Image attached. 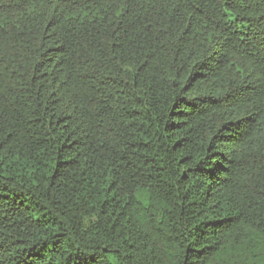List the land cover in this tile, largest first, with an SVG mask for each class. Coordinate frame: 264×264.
<instances>
[{
	"label": "trees",
	"instance_id": "16d2710c",
	"mask_svg": "<svg viewBox=\"0 0 264 264\" xmlns=\"http://www.w3.org/2000/svg\"><path fill=\"white\" fill-rule=\"evenodd\" d=\"M0 264H264V0H0Z\"/></svg>",
	"mask_w": 264,
	"mask_h": 264
}]
</instances>
